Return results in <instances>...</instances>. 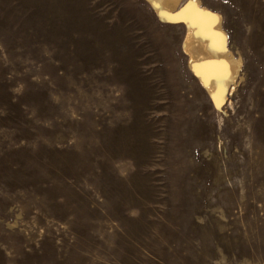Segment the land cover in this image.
Wrapping results in <instances>:
<instances>
[{"label":"rangeland","instance_id":"374dc122","mask_svg":"<svg viewBox=\"0 0 264 264\" xmlns=\"http://www.w3.org/2000/svg\"><path fill=\"white\" fill-rule=\"evenodd\" d=\"M200 1L221 110L143 0H0V264H264V0Z\"/></svg>","mask_w":264,"mask_h":264},{"label":"bare ground","instance_id":"6f19581e","mask_svg":"<svg viewBox=\"0 0 264 264\" xmlns=\"http://www.w3.org/2000/svg\"><path fill=\"white\" fill-rule=\"evenodd\" d=\"M161 24L182 30L186 66L216 110L230 101L240 77L241 56L227 47L222 17L200 0H143Z\"/></svg>","mask_w":264,"mask_h":264}]
</instances>
